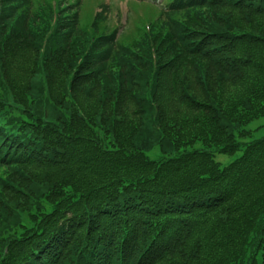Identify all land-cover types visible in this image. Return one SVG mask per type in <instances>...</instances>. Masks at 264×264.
<instances>
[{"label": "trees", "instance_id": "16d2710c", "mask_svg": "<svg viewBox=\"0 0 264 264\" xmlns=\"http://www.w3.org/2000/svg\"><path fill=\"white\" fill-rule=\"evenodd\" d=\"M128 4L1 0L0 264H264V0Z\"/></svg>", "mask_w": 264, "mask_h": 264}, {"label": "rangeland", "instance_id": "374dc122", "mask_svg": "<svg viewBox=\"0 0 264 264\" xmlns=\"http://www.w3.org/2000/svg\"><path fill=\"white\" fill-rule=\"evenodd\" d=\"M36 2L41 0H35ZM54 0H46V2H51ZM108 3L109 4V13L112 17H117L118 20H124L126 14L128 17H131L130 24L127 26L125 30V35L123 37V41L125 43H129L135 38L138 34V26L145 22L147 19H144L146 16L152 17L156 14V10L152 9L153 7L146 6L144 4H138V7H132L129 4L127 6V0H82L83 4V16L84 20L87 21L94 16L93 11L97 8L100 3ZM131 7V8H130ZM129 14V15H128ZM86 23V22H84ZM115 24L114 20L109 22ZM249 130H252V134L249 137L243 138V142L250 141L256 137H261L264 135V117L257 118L253 120L249 125H247ZM242 150L236 152L235 154H224V153H216V159L220 161L222 164H228L229 162L236 159Z\"/></svg>", "mask_w": 264, "mask_h": 264}]
</instances>
